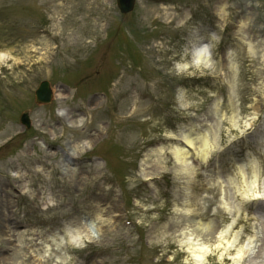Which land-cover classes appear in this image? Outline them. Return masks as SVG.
Wrapping results in <instances>:
<instances>
[{
	"label": "rangeland",
	"instance_id": "rangeland-1",
	"mask_svg": "<svg viewBox=\"0 0 264 264\" xmlns=\"http://www.w3.org/2000/svg\"><path fill=\"white\" fill-rule=\"evenodd\" d=\"M120 13L116 0H0V264H79L74 253L92 249L89 264H186L175 209L224 224L235 203L264 208V0H137ZM206 26L230 56L216 50L198 69L189 64L200 42L191 32ZM45 80L53 97L38 103ZM75 117L78 126L69 124ZM183 127L207 136L214 166L234 171L241 159L245 182L256 181L246 189L235 174L218 193L195 150L192 180L174 177L170 149L179 142L165 134ZM141 161L162 179L142 181ZM63 213L69 233L58 225ZM239 214L242 240L255 217ZM24 220L33 225L22 228Z\"/></svg>",
	"mask_w": 264,
	"mask_h": 264
},
{
	"label": "bare ground",
	"instance_id": "bare-ground-1",
	"mask_svg": "<svg viewBox=\"0 0 264 264\" xmlns=\"http://www.w3.org/2000/svg\"><path fill=\"white\" fill-rule=\"evenodd\" d=\"M221 10V9H220ZM221 14V11L219 12ZM201 33L199 34L200 37ZM213 39H216L215 32L211 34ZM245 41L247 39H244ZM248 43V42H247ZM201 45V42L195 44L192 42L191 49L188 50L191 55L189 59V64L194 66L195 68H199L200 66H206L209 61V57L205 55V51L207 49V45L203 44L202 48H198ZM247 51L249 55L253 56L254 48L249 43L247 45ZM228 56H230V52H228ZM0 57H5V54L0 52ZM206 57L208 59H206ZM178 64V63H177ZM228 64L231 63L228 61ZM232 67L231 65L229 66ZM210 68V66H209ZM212 68V67H211ZM237 80L236 72L231 74V78L229 79V84H231L230 97L232 98L233 88H235V82ZM79 118V119H78ZM76 120L71 118L69 120V124L72 126H78L81 124V117H75ZM195 130V128H194ZM192 131L191 128H182L180 129V133L173 134L169 133V135L177 138V142H180L179 138L183 139L184 146L180 143H177L175 146L172 145L170 149V154L173 160V168L172 172L176 174L178 178H185L186 184L192 180V173L195 167L190 163L192 157V150H195L196 154L193 152V155H197L202 161H205L209 154L207 149L208 139L206 135H201L198 133L199 131ZM262 143H264V139H261ZM197 142L200 145V148L197 150L196 144ZM262 157L264 158V149L262 151ZM244 164L243 161L236 164L234 171H228L224 174L218 176L207 177L208 183L214 182V185L218 189V193L225 191L226 189H231L233 185V176L238 174L240 178H243L242 181L245 182L244 179ZM140 173L143 174L144 177L149 178L150 173L144 172V164L140 162ZM196 175V174H195ZM209 176V175H208ZM250 182L243 183V187L247 189L253 184V181H256L255 178L250 179ZM241 191L239 190V194ZM183 199V198H182ZM181 199V200H182ZM242 200V198H240ZM243 201V200H242ZM180 203V202H178ZM236 204V203H235ZM235 206V205H234ZM251 208V206H247L246 209ZM213 212H216L213 211ZM225 212L229 216V220L224 224L219 222L215 224L213 218L208 219L207 221L201 220L197 215L198 212L189 208V206H185L183 208L175 209L174 213L170 217L171 220V229L176 232L175 237L177 238V244L180 246L179 248L186 254L184 262L186 264H205L208 260V256L215 254L218 257V261L223 262V260H228L230 264H256L258 261H263L264 256L262 249L260 246L259 250L254 252V245L257 246L256 240L262 241L261 246L264 245V232H261L260 229H264V215H250L247 216L246 219L254 218L251 221V225L253 227L252 233L249 235H245V237L241 240V232L240 230H236L235 226L239 220L240 210L236 209V206L233 209L226 208ZM178 214H181L178 216ZM198 217V218H197ZM97 218L101 221L102 217L100 215ZM99 225V221H96ZM0 223V231H5L4 227H7V224ZM83 227L85 230V235L91 238V226L89 222H84ZM100 228V225L97 226ZM1 231V232H2ZM65 231L69 233L67 227H65ZM261 232V233H260ZM74 236H70V242H73ZM58 251L60 250V245L56 243L55 246ZM6 256H3L5 258ZM2 257H0L1 259ZM67 260L68 258L64 255V258L59 260ZM56 260V259H55ZM59 260L57 262H59Z\"/></svg>",
	"mask_w": 264,
	"mask_h": 264
},
{
	"label": "water",
	"instance_id": "water-1",
	"mask_svg": "<svg viewBox=\"0 0 264 264\" xmlns=\"http://www.w3.org/2000/svg\"><path fill=\"white\" fill-rule=\"evenodd\" d=\"M45 98V97H44ZM46 99V98H45ZM26 122H28L27 120H25Z\"/></svg>",
	"mask_w": 264,
	"mask_h": 264
}]
</instances>
